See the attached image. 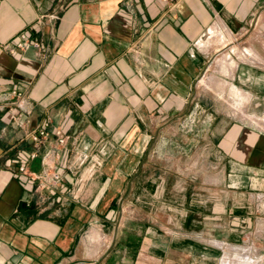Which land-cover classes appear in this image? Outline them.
I'll return each instance as SVG.
<instances>
[{
    "label": "crops",
    "instance_id": "obj_1",
    "mask_svg": "<svg viewBox=\"0 0 264 264\" xmlns=\"http://www.w3.org/2000/svg\"><path fill=\"white\" fill-rule=\"evenodd\" d=\"M0 44V264H220L264 238V0H0Z\"/></svg>",
    "mask_w": 264,
    "mask_h": 264
},
{
    "label": "rangeland",
    "instance_id": "obj_2",
    "mask_svg": "<svg viewBox=\"0 0 264 264\" xmlns=\"http://www.w3.org/2000/svg\"><path fill=\"white\" fill-rule=\"evenodd\" d=\"M226 36H227V33H226ZM215 37H217L219 39L218 36H215ZM231 39L234 40V38H231ZM231 39L226 38V40H222V39L221 40L228 43L231 41ZM245 50L246 49H242V50H241V48L238 49V51H240V52H238V54L245 57V55H244ZM222 191H224V190H222ZM222 195H224L223 192H222ZM238 197H239V195H238ZM254 203H255V201H254ZM254 207H255V205H253V209H254ZM235 210L236 211H233V214H235V215H240L243 217L247 215L245 213V207H240V208H237ZM254 210L257 212V215H260L259 209H254ZM250 241L255 242L257 244V246H260L262 241L264 243V238L262 239L260 237V235L257 234V235H253L252 238L250 237L249 240L247 242H245V244L244 243H238L239 248H220L221 252H220V254H218L220 257L219 258L220 264H260V262H259L260 253L258 252L259 247L258 248H252V250H251L253 253V256H254V260L251 261V260L247 259V257H249V255H251V253L248 252L249 248H245L246 247L245 245H249ZM255 257H256V259H255Z\"/></svg>",
    "mask_w": 264,
    "mask_h": 264
},
{
    "label": "built area",
    "instance_id": "obj_3",
    "mask_svg": "<svg viewBox=\"0 0 264 264\" xmlns=\"http://www.w3.org/2000/svg\"><path fill=\"white\" fill-rule=\"evenodd\" d=\"M29 45L39 46V45H41V43L39 40L32 38L30 35H28L26 33H22L20 35L19 41L15 44V47L22 49V48H26ZM3 47H4V45L0 44V49H2ZM48 125H49V122L44 121L43 124H41L39 127L32 129V130H29L26 133L27 137L31 138L33 140V142H35V143L41 142L43 139H45L48 136V131H47ZM53 134H54L57 142L60 145H66L68 143V140L70 139V134H68L61 127H57L55 129H53ZM20 169L22 171L26 170L25 167H21Z\"/></svg>",
    "mask_w": 264,
    "mask_h": 264
},
{
    "label": "bare ground",
    "instance_id": "obj_4",
    "mask_svg": "<svg viewBox=\"0 0 264 264\" xmlns=\"http://www.w3.org/2000/svg\"><path fill=\"white\" fill-rule=\"evenodd\" d=\"M225 27V26H223ZM211 33L213 36H218L219 39L221 40H226L227 36H226V32H225V29L223 30V28L221 29V27H218L217 25L213 26L211 28ZM244 55L245 57H253V58H256V55L254 52H252L251 49H246L244 51ZM234 88V87H233ZM237 89V88H236ZM235 90V89H234ZM236 92V91H235ZM243 92V91H242ZM240 93V92H239ZM243 97V96H242ZM245 97V96H244ZM243 101V100H242Z\"/></svg>",
    "mask_w": 264,
    "mask_h": 264
}]
</instances>
